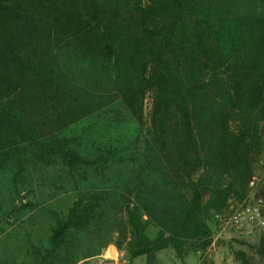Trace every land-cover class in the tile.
Segmentation results:
<instances>
[{
  "label": "trees",
  "instance_id": "1",
  "mask_svg": "<svg viewBox=\"0 0 264 264\" xmlns=\"http://www.w3.org/2000/svg\"><path fill=\"white\" fill-rule=\"evenodd\" d=\"M263 122L264 0H0V179L28 161L80 178L53 252L99 225L96 160L137 170L132 257L207 237L247 196Z\"/></svg>",
  "mask_w": 264,
  "mask_h": 264
},
{
  "label": "rangeland",
  "instance_id": "2",
  "mask_svg": "<svg viewBox=\"0 0 264 264\" xmlns=\"http://www.w3.org/2000/svg\"><path fill=\"white\" fill-rule=\"evenodd\" d=\"M151 108L152 95L148 93L146 115ZM260 136L261 147L247 196L241 201L229 199L220 212L224 216L244 200L264 198V122ZM96 161L88 175L94 176V187L104 184L98 187L104 198L103 207L97 212L99 225L89 232L72 233L59 254L52 251L48 240L57 222L78 198L74 181L80 178L73 177L59 162L34 166L33 161H28L24 163L27 169L15 182L0 179V264H40L44 260L49 264L58 257L65 261L63 264H77L104 253L117 256L118 264H264V231L237 234L221 227L219 221L203 239L173 242L172 246L132 257L129 248L134 232L127 220L126 206L137 170L118 161L106 163L102 170ZM87 198L91 201L92 195ZM143 238L148 245L158 244L163 241L162 231L148 225ZM115 248L119 255L113 252Z\"/></svg>",
  "mask_w": 264,
  "mask_h": 264
},
{
  "label": "built area",
  "instance_id": "3",
  "mask_svg": "<svg viewBox=\"0 0 264 264\" xmlns=\"http://www.w3.org/2000/svg\"><path fill=\"white\" fill-rule=\"evenodd\" d=\"M216 217L221 227L237 234L248 235L264 231V198H258L255 201L244 200L232 208L227 216L218 213ZM115 249L113 252L119 255V249ZM116 257L113 253L112 255L104 253L84 259L77 264H118Z\"/></svg>",
  "mask_w": 264,
  "mask_h": 264
}]
</instances>
